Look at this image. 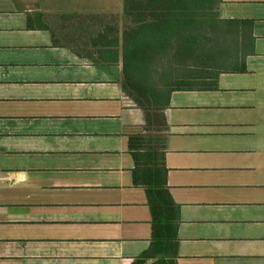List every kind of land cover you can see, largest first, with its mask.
<instances>
[{"label": "crops", "instance_id": "0c3cea01", "mask_svg": "<svg viewBox=\"0 0 264 264\" xmlns=\"http://www.w3.org/2000/svg\"><path fill=\"white\" fill-rule=\"evenodd\" d=\"M219 14L253 22L254 54L213 91L171 94L178 246L148 257L128 148L146 116L122 89L121 21L96 25L123 0H0V264H264V0Z\"/></svg>", "mask_w": 264, "mask_h": 264}, {"label": "trees", "instance_id": "16d2710c", "mask_svg": "<svg viewBox=\"0 0 264 264\" xmlns=\"http://www.w3.org/2000/svg\"><path fill=\"white\" fill-rule=\"evenodd\" d=\"M221 4L123 0L122 89L146 116L145 133L130 136L128 148L133 185L144 190L152 216L148 257L173 256L178 246L180 209L168 191L161 134L171 94L213 91L220 75L245 73L246 58L254 54L253 22L222 19Z\"/></svg>", "mask_w": 264, "mask_h": 264}, {"label": "rangeland", "instance_id": "374dc122", "mask_svg": "<svg viewBox=\"0 0 264 264\" xmlns=\"http://www.w3.org/2000/svg\"><path fill=\"white\" fill-rule=\"evenodd\" d=\"M110 20H111V23L113 22L114 26H117V23H119V21H121L122 28H124L126 26V24H128V20H125L123 16L115 17L113 20L109 19L107 16H105V17L103 16V19L96 25H105L106 23H110L109 22ZM114 21H117V22H114Z\"/></svg>", "mask_w": 264, "mask_h": 264}]
</instances>
